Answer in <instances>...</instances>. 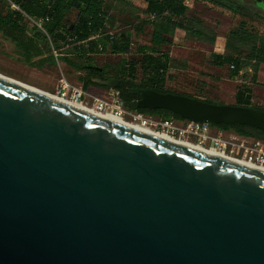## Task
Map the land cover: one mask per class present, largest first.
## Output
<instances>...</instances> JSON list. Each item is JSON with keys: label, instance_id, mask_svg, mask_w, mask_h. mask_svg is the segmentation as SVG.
Masks as SVG:
<instances>
[{"label": "water", "instance_id": "1", "mask_svg": "<svg viewBox=\"0 0 264 264\" xmlns=\"http://www.w3.org/2000/svg\"><path fill=\"white\" fill-rule=\"evenodd\" d=\"M130 94L138 109L264 132V110ZM0 264H264V171L0 76Z\"/></svg>", "mask_w": 264, "mask_h": 264}, {"label": "trees", "instance_id": "2", "mask_svg": "<svg viewBox=\"0 0 264 264\" xmlns=\"http://www.w3.org/2000/svg\"><path fill=\"white\" fill-rule=\"evenodd\" d=\"M11 1L22 12H17L9 7L6 15L0 18V30L26 54V60L30 63H33L34 58L44 56L46 54L44 51L51 50L48 36L61 47L71 45L80 63L75 64L68 59L66 60L72 67L84 73H91L89 66H93L91 64L94 58L92 55L105 53L109 45L113 53L127 54L133 44L130 34L121 38H111L109 35H103L107 23V12L103 0ZM199 1L208 2L232 14H239L248 10L246 6L226 0ZM144 2L146 3L144 13L150 17L145 25L154 28L151 33V44L137 47L136 51L140 55L139 60H121L115 76L126 79L129 88L151 89L163 94L173 93L196 98V96L181 94L167 88V82L171 79L169 71L174 60L170 55V51H164L163 47H171L174 42L169 36L158 32L155 21L151 19H159L172 25L174 28L185 32L187 37L194 36L200 40L206 38V34L202 30L193 27L190 21H188V25L186 24V17L190 8L185 5L187 0H144ZM72 9L78 11V16L73 24H67V16ZM25 15L36 20L49 18V21L44 26L48 34V36L44 34V46H41L33 37L26 36L21 32L23 31L22 23L26 19ZM34 29L37 28L34 27ZM94 36L100 37L97 41H91L90 38ZM99 44L103 46L102 51L98 50ZM241 47H245L248 51L245 57L242 56ZM227 48L233 50L234 54H209L206 58L209 57V63L215 67L222 69L227 66L230 80L240 78L241 81L246 83L237 88L236 99L240 106L264 110L254 107L253 91L248 87L250 84L261 85L258 80V74L261 66L264 65V38L249 33L244 28H234L229 32ZM47 59L48 57L40 59L38 65L43 64ZM139 69L142 75L140 82L138 81ZM104 72L106 73L105 69ZM80 81L84 91L88 90V87L92 85L85 76H81ZM120 96L129 110L144 112L151 116H159V118H168L172 115L167 110L150 111L138 109L135 101L138 97L131 96L126 91L120 90ZM197 99L201 100L200 98ZM202 101L217 103L207 99ZM175 116L178 119H182L178 115ZM212 125L244 137L264 140V132L256 128L243 125Z\"/></svg>", "mask_w": 264, "mask_h": 264}, {"label": "rangeland", "instance_id": "3", "mask_svg": "<svg viewBox=\"0 0 264 264\" xmlns=\"http://www.w3.org/2000/svg\"><path fill=\"white\" fill-rule=\"evenodd\" d=\"M103 1L107 12L104 35L112 32L120 38V36L124 37L130 34L133 42L127 54L113 53L111 49H108L105 53H100L93 58L91 63L93 66L102 67L106 70V75L115 76L117 75L116 69L121 60L131 61L140 59V55L136 51L137 47L151 44V33L154 31V28L145 25L150 17L144 13L146 6L144 0ZM187 3L190 8L186 17V24L188 25V21H190L193 27L202 30L206 34V38L199 40L194 36L187 37L186 34L185 39L183 37L179 38L177 34L179 31L177 29L176 33L173 32V34L167 35L175 42L171 47H163L164 51L173 52L174 56L172 72L175 75H170L171 79L169 80V84H167V88L181 94L196 96V99L216 101V104L219 105L240 106L233 95L235 82L237 86H243L246 83L241 81L240 78L233 80L234 82L232 83L226 80L224 82L220 81L221 78L227 75L229 68L226 66L221 69L211 65L209 57L206 58V56L208 54H234L233 50L227 48L229 32L234 28L241 27L249 33L264 38V13L259 15L256 8L262 7L252 5L246 11L232 14L208 2L187 0ZM9 7L17 12H22L11 0H0V18L6 15ZM77 16L78 11L72 9L67 16V24H73ZM151 20L155 21V24L163 22L159 19ZM34 27L33 22L26 17L22 23L23 31L21 32L26 36L33 37L39 44L44 46L45 33L39 29H34ZM182 34L184 36V33ZM35 40L34 42L36 43ZM218 42L219 45H217ZM53 43L58 56H56L53 49L46 50V52L44 51L46 53L44 56L36 57L33 59V63H30L26 60V54L0 30V74L52 95H57V90L64 80L74 87L82 88L80 77L86 73L72 67L66 60L68 59L75 64L80 63L73 48L61 47L55 42ZM241 51L243 57L248 53L245 47H241ZM189 53L196 54L197 64H193L192 71L187 74L181 73L182 75H178L175 73L177 72L176 70L180 68L186 69L188 66V61L191 57ZM46 57L48 59L43 64L38 65V61ZM200 67H203V69H200ZM138 74V81L140 82L142 78L140 69ZM258 80L261 82V85L250 84L248 87L252 91L254 90V107L264 109V65L261 66ZM183 82L186 87L183 86ZM84 92L90 96L89 98L84 97V100L88 101L87 104L89 105L85 106L90 109H92L90 106L95 98L110 100V92L103 88L94 86ZM154 118L159 119V116H154ZM126 120L130 121V117L128 116Z\"/></svg>", "mask_w": 264, "mask_h": 264}, {"label": "built area", "instance_id": "4", "mask_svg": "<svg viewBox=\"0 0 264 264\" xmlns=\"http://www.w3.org/2000/svg\"><path fill=\"white\" fill-rule=\"evenodd\" d=\"M185 5L189 6L187 2ZM25 17L28 16L25 15ZM28 18L33 22L37 29L48 36L44 26L49 21V18L38 20L30 17ZM107 35L111 38H118V36L112 32H109ZM99 37L100 36H94L91 37L90 40L97 41ZM121 37L122 36H120V38ZM48 39L50 41L51 49H53L56 56H58L54 49L53 41L49 36ZM63 47L69 48L71 45H65ZM108 49H111L110 45L108 46ZM98 50H103L101 44L98 45ZM56 94L59 97L76 103H88V101L84 100V97H90L81 87H74L66 80L60 84ZM109 94L110 100L95 98L90 107L97 111L112 114L117 118L127 119L129 116V122L147 127L155 133L182 142L191 143L203 149L213 150L217 154H220L221 157L230 160L264 168V140L244 137L234 132L214 127L210 123L178 119L174 114L168 118L155 119L154 116L148 115L144 112L129 110L117 90H112Z\"/></svg>", "mask_w": 264, "mask_h": 264}, {"label": "bare ground", "instance_id": "5", "mask_svg": "<svg viewBox=\"0 0 264 264\" xmlns=\"http://www.w3.org/2000/svg\"><path fill=\"white\" fill-rule=\"evenodd\" d=\"M1 77L3 78H6L10 81H13L17 84H20V85H23V86H26L27 88H30L31 90H34L36 92H39V93H42L44 95H47L49 97H52L54 99H57V100H60L62 102H65L67 104H70L72 106H75V107H78L80 109H83L85 111H88L90 113H93L95 115H98V116H101L103 118H106L108 120H111L113 122H116V123H119V124H122L124 126H127V127H130V128H133V129H136L138 131H141V132H144V133H147V134H150V135H153V136H156V137H159V138H162V139H165L167 141H170V142H174L176 144H179V145H182V146H185L187 148H190V149H194V150H197V151H201V152H205L207 154H212V155H217V156H221L220 154H217L216 152H214L213 150H207V149H203V148H200L198 146H195L191 143H187V142H182V141H179V140H175V139H172V138H169L167 136H164V135H161V134H158V133H155L153 132L151 129L147 128V127H143L142 125H139V124H135V123H131L129 121H127L126 119L124 118H117L116 116H113L112 114H109V113H106V112H101V111H97L96 109L92 108H88L87 106H89L87 104V102H74V101H71V100H68V99H64L62 97H59L58 95H52L50 93H47V92H44V91H40L39 89L35 88V87H31V86H28L27 84H22L18 81H15V80H12L10 78H7L6 76L4 75H1ZM87 105V106H85ZM237 162V161H236ZM238 163H241L243 165H246V166H250L254 169H257V170H261V171H264V168L263 167H258V166H254V165H251V164H247V163H244V162H238Z\"/></svg>", "mask_w": 264, "mask_h": 264}, {"label": "flooded vegetation", "instance_id": "6", "mask_svg": "<svg viewBox=\"0 0 264 264\" xmlns=\"http://www.w3.org/2000/svg\"><path fill=\"white\" fill-rule=\"evenodd\" d=\"M226 1L237 3L239 5L246 6V7H249V6H252V5H254L255 7L256 6H260L262 8L256 7L258 9L259 15H261V13H264V0H226ZM89 70L91 71V73H86V74L83 75V76L86 77V79L89 81V83L92 84V85H90L88 87V89H90V88L95 86L97 88H103L104 90L110 92L112 90H108L106 87L99 86L97 83L94 82V80L101 79V80L105 81V80L114 78V79L119 80V82L117 84V88L115 90H117L119 93H120V90L126 91V92L129 93V95L138 97L135 100L136 102L139 100V96L138 95L130 94V90L132 88H129L128 82H127L126 79H123L121 77H116V76H113V75H106L105 72H104V68H102V67L89 66ZM82 89H83V86H82Z\"/></svg>", "mask_w": 264, "mask_h": 264}, {"label": "crops", "instance_id": "7", "mask_svg": "<svg viewBox=\"0 0 264 264\" xmlns=\"http://www.w3.org/2000/svg\"><path fill=\"white\" fill-rule=\"evenodd\" d=\"M145 8H146V6H145ZM144 8V9H145ZM158 23V22H157ZM156 23V30L158 31V32H161V33H163L164 35H171V34H173V32L174 33H176L175 31H176V28H174L172 25H169V24H165V23H160V24H157ZM177 31H179V33H177L178 34V37L179 38H182L183 37V39H185V32H183V31H181V30H178L177 29ZM182 33H184V36H182L183 34ZM221 38V37H220ZM222 39V38H221ZM175 41V40H174ZM175 43V42H174ZM217 45H219V42L217 43ZM220 45H222V43H220ZM98 54H94V55H92L93 57H95V56H97ZM170 55H171V57L174 59V56H173V52H170ZM209 55V54H208ZM220 55H222V54H220ZM189 56H191L190 57V59H189V61H188V68L186 67V69L185 68H180V69H178V70H176L177 72H175V73H177L178 75H182L181 73H183V74H187L188 72H190V71H192V67H193V64H197V57H196V54L195 53H189ZM201 66V65H200ZM200 69H203V67H200ZM172 74H174V72H172V68H171V70L169 71V75H172ZM175 75V74H174ZM185 76V75H184ZM209 78V77H208ZM223 79V80H222ZM224 80H226L227 82H230V83H232V82H234L233 80H230L229 78H228V73H227V75L225 76V77H223V78H221L220 79V81H222V82H224ZM63 82V81H62ZM61 82V83H62ZM219 83H221V82H219ZM218 83V84H219ZM167 84H169V81L167 82ZM209 84V83H208ZM183 86L184 87H186L185 86V83L183 82ZM60 87V86H59ZM237 88H238V86L236 85V82H235V88H234V92H233V95L235 96V99H236V93H237ZM59 89V88H58ZM255 100V97H254V90H253V101ZM216 102V101H215Z\"/></svg>", "mask_w": 264, "mask_h": 264}]
</instances>
